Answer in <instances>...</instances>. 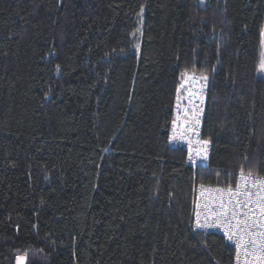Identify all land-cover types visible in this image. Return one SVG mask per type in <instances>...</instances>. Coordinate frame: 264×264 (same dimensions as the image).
Returning <instances> with one entry per match:
<instances>
[{"label":"trees","instance_id":"trees-1","mask_svg":"<svg viewBox=\"0 0 264 264\" xmlns=\"http://www.w3.org/2000/svg\"><path fill=\"white\" fill-rule=\"evenodd\" d=\"M263 33L264 0H0V264H233L193 189L264 176ZM185 71L196 168L169 142Z\"/></svg>","mask_w":264,"mask_h":264},{"label":"snow or ice","instance_id":"snow-or-ice-1","mask_svg":"<svg viewBox=\"0 0 264 264\" xmlns=\"http://www.w3.org/2000/svg\"><path fill=\"white\" fill-rule=\"evenodd\" d=\"M143 11V9H142ZM264 68V60L261 61ZM182 80L195 81L197 77L189 75L187 71L181 74ZM206 81V76L199 77ZM183 83L181 88H183ZM179 92V89H178ZM194 93L189 91L188 96ZM180 96H177L179 108ZM184 121L189 123L187 117L189 110L183 109ZM197 113L193 110V117ZM177 116L172 121L175 138L176 127L180 121ZM199 123L198 119L194 120ZM188 128L185 131H192ZM184 133H181L183 136ZM204 147L198 151H205L209 141H197ZM191 159V157H189ZM207 193V195H205ZM200 195L204 197L203 205L197 204L196 223L198 227H222L228 240L235 243V264H264V179L253 176L249 171L245 174L243 167L240 169L239 179L233 187L231 183L225 188H208L201 185ZM201 215L204 222L201 223ZM27 253L16 257V264H25Z\"/></svg>","mask_w":264,"mask_h":264},{"label":"built area","instance_id":"built-area-1","mask_svg":"<svg viewBox=\"0 0 264 264\" xmlns=\"http://www.w3.org/2000/svg\"><path fill=\"white\" fill-rule=\"evenodd\" d=\"M194 74L197 79L195 81H188L183 80V88H181V85L178 86L179 92L186 91L185 93L181 94L180 101H179V108L177 107V104L174 109V117L175 119L177 116H180V121L178 122V125L176 127L175 132V138L174 132H173V126L169 133V142L173 147L176 148H183L187 150L188 153V163L193 166L194 168L202 165L203 163L207 162L209 159V153H210V141L205 139L203 137V125H204V113H205V93H204V83L205 81L200 80L199 77L201 75L197 73H189V75ZM191 91L194 93L193 96L189 97L188 92ZM187 108L189 110L188 112V121L189 123L185 124L183 123L185 117L183 109ZM193 110L196 111L197 116L193 117ZM198 119L199 123L195 124L194 120ZM188 128H192V131H185ZM181 133H184L183 136H181ZM209 141L208 145L206 146V152L205 151H198V149H202L204 146L202 144H198L197 141ZM191 157V159L189 158ZM239 179V177H238ZM264 179V178H261ZM201 185H203L206 189L212 188L209 185H205L201 182H197L193 189V198H192V225L194 227L195 231L198 232H211L221 234L224 238H227V235L225 234V231L222 227H198L196 223V211L197 204L203 205L205 202L204 197L200 195L201 191ZM214 189V188H212ZM207 195V193H205ZM201 223L204 222V216L201 215L200 218ZM230 244L232 245L233 249L235 250V243L234 241H230ZM233 264H235V253L233 257Z\"/></svg>","mask_w":264,"mask_h":264},{"label":"rangeland","instance_id":"rangeland-1","mask_svg":"<svg viewBox=\"0 0 264 264\" xmlns=\"http://www.w3.org/2000/svg\"><path fill=\"white\" fill-rule=\"evenodd\" d=\"M262 60H264V33H263V42H262V55H261V61ZM261 65V64H260ZM189 73H196V72H193V71H190V72H188V74ZM197 74H199V73H197ZM259 76H264V68H261V66H260V68H259ZM199 75H201V74H199ZM202 76V75H201ZM183 83V82H182ZM208 84H207V82L205 81V83H204V91H207V89H208V86H207ZM206 89V90H205ZM185 91H182L181 92V94H183ZM181 96V95H180Z\"/></svg>","mask_w":264,"mask_h":264},{"label":"bare ground","instance_id":"bare-ground-1","mask_svg":"<svg viewBox=\"0 0 264 264\" xmlns=\"http://www.w3.org/2000/svg\"><path fill=\"white\" fill-rule=\"evenodd\" d=\"M182 82H183V80H182V78H181V83H180V85L182 84ZM206 90V89H205ZM186 92V91H185ZM184 92V93H185ZM204 93H206V91H204ZM178 103V102H177ZM175 109V108H174ZM173 126V125H172ZM245 174H247V173H245ZM253 176H256V177H258V178H264V176H257V175H253ZM239 177V176H238ZM237 180H238V178H237ZM203 184H205V183H203ZM205 185H209V186H211L212 188H225V187H227V186H223V185H216V184H205ZM233 187L235 186V184L234 185H232ZM192 209H193V207H192ZM217 233V232H216ZM219 234V233H218ZM219 235H221V234H219ZM222 236V235H221ZM226 239V238H225ZM227 240V239H226ZM228 241V240H227ZM229 242V241H228ZM230 243V242H229ZM231 245V244H230ZM231 247H232V245H231ZM232 249H233V247H232ZM233 251H234V253H235V250L233 249Z\"/></svg>","mask_w":264,"mask_h":264},{"label":"water","instance_id":"water-1","mask_svg":"<svg viewBox=\"0 0 264 264\" xmlns=\"http://www.w3.org/2000/svg\"><path fill=\"white\" fill-rule=\"evenodd\" d=\"M26 262H27V259L25 258V264H26ZM16 264V263H15Z\"/></svg>","mask_w":264,"mask_h":264}]
</instances>
